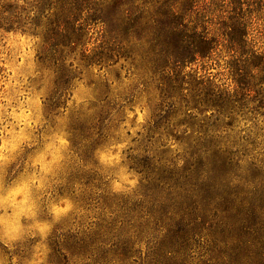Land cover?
<instances>
[{
	"label": "rangeland",
	"instance_id": "rangeland-1",
	"mask_svg": "<svg viewBox=\"0 0 264 264\" xmlns=\"http://www.w3.org/2000/svg\"><path fill=\"white\" fill-rule=\"evenodd\" d=\"M258 45L264 49V38ZM41 46L32 30L0 28V264H63L61 240L92 221L144 214L163 185L188 177L203 178L205 198L218 205H264V182L250 181L264 175V115L253 109L260 102L224 117L230 125L217 145L230 147L238 165L222 164L228 153L197 150L198 126L152 128L159 91L143 83L137 59L83 65L73 54L79 72L65 106L49 111L55 72L40 60ZM229 58L220 47L193 69L232 89ZM103 107V127L93 130ZM93 131V149L84 147Z\"/></svg>",
	"mask_w": 264,
	"mask_h": 264
},
{
	"label": "trees",
	"instance_id": "trees-1",
	"mask_svg": "<svg viewBox=\"0 0 264 264\" xmlns=\"http://www.w3.org/2000/svg\"><path fill=\"white\" fill-rule=\"evenodd\" d=\"M33 1L27 6L0 0V28L41 37L39 58L55 72L49 111L65 106L62 96L79 72L73 54L83 65L137 59L143 83L159 91L152 128L169 123L177 133L198 126L197 150L228 153L219 161L238 165L233 150L218 146L216 138L235 108L257 100L261 104L253 109L264 115V49L258 45L264 0ZM220 47L230 57L232 89L193 69ZM105 112L103 107L93 116V130L103 127ZM97 133L83 146L93 149ZM252 177L264 182V175ZM203 181L167 182L144 214L92 221L55 249L63 264H264V205H218L205 198Z\"/></svg>",
	"mask_w": 264,
	"mask_h": 264
}]
</instances>
